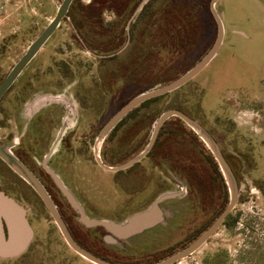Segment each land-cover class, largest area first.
Returning a JSON list of instances; mask_svg holds the SVG:
<instances>
[{
	"label": "rangeland",
	"instance_id": "obj_1",
	"mask_svg": "<svg viewBox=\"0 0 264 264\" xmlns=\"http://www.w3.org/2000/svg\"><path fill=\"white\" fill-rule=\"evenodd\" d=\"M89 1L82 0L80 4L88 5ZM166 1L163 0L162 6L167 9L157 13V18L154 13H147L148 17L144 16L139 24L137 18L144 12H138L131 26L123 29L118 48L110 53L93 51L95 47L106 48L105 42L93 47L79 43L76 38L83 36L74 31L73 18L63 19L57 34L25 73H67L66 96L74 106L78 107L76 91L91 92V103L83 102L82 117L95 116L90 107L99 109V115L105 110L111 116L143 90L166 85L184 75L211 50L217 39L218 22L210 0H183L185 10L172 9ZM197 9L201 13H195ZM214 9L222 18L224 40L213 61L188 84L141 110L133 117L137 121L115 135V141L121 147L126 145L122 151L132 149L123 158L128 160L149 143L156 122L168 110L183 108L205 128L207 118L212 123L221 119L225 125L217 133L222 138L226 135L227 152L242 155L238 174L239 223L232 229L223 227L209 243L177 264H264V94L258 93L264 90V0H218ZM57 10L53 0H0V78L11 71L31 42L55 18ZM174 13L177 22H192L191 33L199 38L194 47L185 46L178 54L169 45L176 22ZM103 18L104 27L98 29L104 34L115 16L106 12ZM31 21L35 22L33 26ZM89 28L95 27L90 23ZM100 37L106 40L107 36ZM163 38L168 39L167 46L161 43ZM244 89L247 91L243 92ZM210 106L212 109L208 110ZM173 128L177 132L182 130L179 126ZM115 150V158L121 157L120 148L116 146ZM173 159L188 161L191 172L196 170L204 176L206 158L179 135H165L154 154L131 171L116 174L86 166L87 175L98 174V190L93 191V196L99 209H93L90 217L119 222L133 212L148 209L163 194L186 193L187 187L191 190V178L187 177L190 182L187 181L184 173L170 167ZM139 166L147 169V191L144 189L147 195L144 192L133 198L129 191L145 187L144 180L139 181L134 175ZM152 178L161 179L159 188L151 185ZM188 197L183 200L184 207L179 199L164 203L165 222L144 233L135 248L128 251L120 244L109 249L121 255L127 251L132 256L123 258L137 264H155L170 253L183 250L206 228L209 219L206 204L193 207ZM32 227L35 237L27 252L18 259H0V264H93L66 246L45 212L34 216ZM98 232L100 249L96 252L107 255L101 249L105 246L103 228L99 227Z\"/></svg>",
	"mask_w": 264,
	"mask_h": 264
},
{
	"label": "flooded vegetation",
	"instance_id": "obj_2",
	"mask_svg": "<svg viewBox=\"0 0 264 264\" xmlns=\"http://www.w3.org/2000/svg\"><path fill=\"white\" fill-rule=\"evenodd\" d=\"M74 1L75 0H73V2ZM76 1L77 3L82 2V0ZM143 2L144 0H90L88 5H93L92 8L96 9L99 12H102L103 14H105L106 12L113 13L115 19L111 21V23L107 24L106 32L104 34L103 32H100L99 29H97V33L94 37L82 38L78 36L76 40L79 41V43H82L84 46L90 45L92 47L101 46L105 42L106 46L110 47L111 49L113 46H116L118 42H120L123 38V27L121 24H124L125 15L134 13L132 19L130 21L128 20L129 22H127L126 24V26L128 25L129 27L131 26L133 18L135 17V14L138 13V9ZM211 2L212 0H210V4ZM166 3H170L171 6L175 9L183 8V10H185L187 7L183 0H167ZM204 3V6L206 7V2L204 1ZM72 4L67 15L63 19L70 20L71 17L73 18V11L76 12L78 10L82 12L84 11L83 9L86 8L83 6H74L72 8ZM162 4L163 0H149L142 6L141 11L139 12L141 13L147 10V12L149 13H154L155 18H157V13H163V11H165L164 9H167V7H165V5L162 6ZM199 10L200 9H197L195 13H201ZM173 16L176 22L174 21L175 23L173 24L175 27L173 28L169 45L172 47V51L178 54L183 50V46L194 47L198 43L196 40H198L199 38H194L193 34L191 33V31L193 30L192 22H177L178 20H176L175 18L176 14L174 13ZM34 23V21H31L30 25L33 26ZM140 23H142V21ZM157 24L158 23H156L155 26H157ZM77 26H80L81 28L80 24L73 23L72 25L74 31L80 32V28H78ZM126 26L124 27V29L126 28ZM46 27L47 26H45L43 30ZM59 28L40 50V52L45 49L48 43H50L53 37L57 34ZM81 29L84 30L83 28ZM121 29L122 31H120ZM42 31L39 33V35L42 33ZM39 35H37L36 38ZM80 35H82L81 32ZM101 35H106V40H103L102 37H100ZM35 39L31 42V44L35 41ZM210 40L208 41V43H210ZM167 41L168 39L163 38L161 40V43L164 44V46H167ZM98 49L102 53H104L102 51L104 48L100 49V47L93 48V51L98 52ZM40 52L0 100V144L9 147L14 156L43 186L74 240L85 249L90 248V250H92V252H90L93 253V251L96 252L98 249H100V247L98 248L99 227L88 228L80 221V212L72 206L70 200L65 195L62 188H64L74 197L75 201L78 203L86 217L92 219L90 217V213L93 212V209H97V211L99 209V204L95 202V196H93V191L95 192L96 190H98V174L96 173L93 175H87L86 166L90 165L92 168L97 167L116 174L123 171H131V169L135 168L136 165L140 164L145 159L150 157V154L153 151L155 145H157V141L151 152L143 160L134 164L133 166L121 171H110L105 169L100 164L98 156L107 166H120L137 156L147 146L146 145L141 149L140 152L130 157L128 160H124L123 158L130 154L132 152V149L130 150V148L128 149L127 147L125 149L126 151H122L123 147H125L126 145H123V147H121L119 143L115 141V135H120L121 132H124L126 130L125 128H127V125L137 120L134 118H124L108 134V136L99 146L98 137L102 128L108 123V121L117 111L109 116V113L104 110V113L99 115V109L90 107V111L94 112L95 116L82 117L81 115L83 109H85V105L83 104V102L85 101L88 104L91 103V96L89 95L91 92H82L81 90L79 92L76 91V100H78V107L74 106V103L70 100H67L66 96L67 73H25L33 64L34 60L37 59V57L40 55ZM95 56L99 57L98 54H96ZM106 58L107 57H105V59ZM7 75L8 73H5L4 76L0 78V84L3 82ZM98 89L99 87L94 88L93 91H97ZM242 91L245 92L247 90L244 89ZM258 93L264 94V90L259 91ZM229 104L231 105V103ZM211 109L212 106H210L208 110ZM174 121L178 123V129H186L183 125L179 124L180 122L178 120ZM224 125V122L221 124V119L218 120V123H216V121L212 123V120H209V118L206 119V130L217 142L222 154L232 168L236 180L239 184L240 181L238 174L240 173L239 168L241 169L239 165L242 155L240 152H227V146H229V144H227L226 135H224V138H222L217 133V131L221 129L222 126L224 127ZM234 127L235 125H232V128ZM181 137L191 138L190 144L195 146L196 150L200 154H202L203 159L205 157L203 153H206L205 173L203 176L204 181L203 183H200L193 176V172L189 170L187 165L189 164L188 161L185 162L180 159H173V161H171L170 167L177 173H184L185 175H183L186 176V178L190 177L191 182L188 178L187 181L190 182L189 184L192 187L191 190H188L187 187L185 190L186 193H180L179 197L176 199L182 200L181 207H184L185 204L183 200H187L186 198L190 194V198L188 197V203L193 204V207H200L202 204H206V216L209 217L206 223L207 230L228 206L230 200L229 188L223 175L222 169L210 147L205 144V142L199 137L198 140L194 141L195 138L191 134L187 133L186 135ZM202 143L203 146L206 147L205 149H203ZM159 145L160 143L158 144V146ZM116 146L120 148L122 155L118 158H115V156L113 155L116 151ZM233 157L234 159H232ZM167 158L172 160V157L170 155H167ZM116 159L121 160V162H117ZM143 167L144 166H139L137 168L138 170H136L137 172L134 175L138 176L139 181L141 179L144 180L145 187H141L134 191H129L130 197L134 198L136 197V195L139 196L140 194H143L145 190L147 191V169ZM197 173L200 175L199 172ZM154 179L155 178H152L151 185L155 186L157 189L160 186L161 179ZM0 190L6 196L14 200L18 205L22 206L26 210V217L28 218L31 225L32 219H34L35 215L37 216L39 214H42V212L48 214L51 222L55 224L56 229L59 231L61 237L64 240V237L58 225L56 224L54 218L51 216L41 195L22 175L15 171L1 157ZM227 190L229 195L228 203L226 197ZM145 194L147 195L146 192ZM151 205L152 204H149V207ZM239 205L240 198L236 207L227 218L229 219L230 217V221L228 222L231 223H228L227 225L226 219L219 230H221L225 226L229 227L230 229L236 227V225L239 223V216L237 214ZM146 209H141L133 212L119 222H125L130 216L140 213ZM106 233L108 232L103 228L102 239L103 242H105V246L101 247L103 253L107 254V256H109L110 258L112 257V259L121 260L124 264L127 262H129L130 264H137L135 262H131L126 258H123V256L125 255L132 256L131 254H127V251H125V255H121L120 253L115 252L114 249L110 250L109 248H114L119 246L120 244H123L126 250H128L129 248L133 249L135 248L136 243L140 241V237L144 235V233L133 236L127 240H118V244L107 243L104 240ZM210 240L207 243H209ZM66 246L71 249L67 243ZM22 255L16 258L8 259H18L22 257ZM0 259L4 258L0 257Z\"/></svg>",
	"mask_w": 264,
	"mask_h": 264
},
{
	"label": "water",
	"instance_id": "obj_3",
	"mask_svg": "<svg viewBox=\"0 0 264 264\" xmlns=\"http://www.w3.org/2000/svg\"><path fill=\"white\" fill-rule=\"evenodd\" d=\"M53 1L58 6L55 18L47 25L42 33L29 46L26 53L19 59V61L14 65L6 78L0 84V100L9 90V88L15 83L18 77L24 72V70L28 67L32 60L37 56V54L53 36L56 30L60 27L63 18L67 15L69 8L73 2V0ZM148 1L149 0H144L142 5L138 9V12L141 11L142 6ZM217 1L218 0H212L211 2L213 13L215 14L218 22V35L216 42L211 50L196 65H194L181 77L166 85L152 88L146 92L138 94L128 103H126L111 117L108 123L102 128L98 137L99 146L108 136V134L135 109H137L147 101L168 95L182 88L195 77H197L213 61V59L218 54V51L220 50L224 40V27L222 18L216 13L214 9ZM174 117L183 120L198 135V137L210 147L226 179L230 192V200L228 206L219 215L216 221L195 241H193L183 250L155 264H177L182 260L191 257L198 250H200L222 227L228 216L236 207L241 194V189L236 180L234 172L211 134L198 120L194 119L187 113L177 109L168 110L159 117L158 121L155 124L153 134L149 143L137 156H135L125 164L115 167L105 165L102 162L101 158L98 156L100 164L107 170L121 171L140 162L153 149L160 135L161 129L165 125V123L169 119ZM0 157L3 158L15 171L22 175L41 195L51 216L54 218L56 224L58 225L64 237V240L76 254L80 255L93 264H115L91 253L74 240V238L66 228V225L64 224L48 193L38 182V180L27 170V168L14 156L9 147L0 144ZM62 190L70 200L72 206L80 212V221L86 227H103L110 234L105 236L104 238V240L109 244H118V240H127L133 236L142 234L163 224L165 222V215L161 205L166 201L179 197V194H163L148 209L130 216L125 222H114L108 220L87 218L78 203L75 201L74 197L64 188H62ZM33 238L34 229L30 224L28 218L26 217V210L22 206L18 205L14 200L6 196L0 190V257L4 259L19 257L27 251L33 241Z\"/></svg>",
	"mask_w": 264,
	"mask_h": 264
},
{
	"label": "trees",
	"instance_id": "obj_4",
	"mask_svg": "<svg viewBox=\"0 0 264 264\" xmlns=\"http://www.w3.org/2000/svg\"><path fill=\"white\" fill-rule=\"evenodd\" d=\"M74 6H83V7H86V8H84L83 10L84 11H76V12H74L73 11V13H72V15H73V22L75 23V24H80L81 25V28H83L84 30H82L81 28H80V26H77L78 28H80V32L82 33V36L83 37H85V38H92V37H94L95 36V34L97 33V29H98V27H100V28H103L104 27V19H103V13L102 12H99V11H97L96 9H94V8H92L93 7V5H81L79 2L77 3V1L75 0L74 2H73V4H72V8L74 7ZM97 7V6H96ZM172 9H173V7H172ZM82 10V9H81ZM147 13H149V12H147V10L146 11H144V13L141 15V16H138V18H137V21H138V23H140L142 20H143V18H144V16H146V17H148V15L150 14H147ZM131 15H132V13H130V14H127V15H125V18H124V24H121L122 25V29H124V27L126 26V24H127V22H128V20L130 19V17H131ZM121 16H123V15H121ZM154 18H155V16H154ZM162 18V17H161ZM90 23H92V25L95 27V28H93V30H91V28H89V25H90ZM97 26V27H96ZM171 47V46H170ZM185 46H183V48H184ZM118 48V46L116 45V46H113L111 49H110V47H108V46H106V48H104L102 51L104 52V53H110V52H114L115 51V49H117ZM100 49H101V47H100ZM150 89H152V88H147L146 90H143L142 92H140L139 94H141V93H143V92H146V91H148V90H150ZM169 95V94H168ZM168 95H165V96H162V97H159V98H155V99H152V100H150V101H147V102H145L143 105H141L140 107H138L137 109H135L132 113H130L128 116H127V118H133L135 115H137L141 110H144V109H148V108H150L152 105H154V104H156V103H158V102H160V101H162V100H164ZM135 96H137V95H135ZM134 96V97H135ZM134 97H132V98H134ZM131 98V99H132ZM130 99V100H131ZM129 100V101H130ZM128 101V102H129ZM127 102V103H128ZM125 105V104H124ZM123 105V106H124ZM122 106V107H123ZM121 107V108H122ZM120 108V109H121ZM179 110H181V111H183V112H185V113H188L186 110H184L183 108H179ZM174 120H178L180 123L179 124H181V125H183L186 129H182L181 130V132H177V131H175L174 130V128H173V126H178V124H173V123H171V121L173 122ZM191 134V135H193V137L195 138L194 139V141L195 140H198L199 138H198V136H197V134L183 121V120H181L180 118H177V117H174V118H171V119H169L166 123H165V125H164V127L162 128V130H161V132H160V135H159V138H158V140H157V145H155V147H154V149H153V151L151 152V154H154V152L156 151V149H157V147H158V144L160 143V141H161V138H163L165 135H179V136H184V135H186V134ZM191 138H187V140H189L190 141V143H191V140H190ZM193 141V142H194ZM202 146H203V143H202ZM206 147L205 146H203V149H205ZM150 154V155H151ZM205 156H206V153H205ZM204 158H206V157H204ZM195 172H193V176L196 178V180L198 181V182H200V183H203V176L200 174H198L197 173V171L196 170H194ZM229 195H228V190H227V203H228V200H229V197H228ZM203 202V201H202ZM228 221H230V217H229V219H227V225H228ZM231 223V222H230ZM229 223V224H230ZM206 231V228L204 229V230H202L201 231V233L198 235V236H195L188 244H186L184 247H182V249L183 248H185V247H187L189 244H191L193 241H195L201 234H203L204 232ZM86 247V246H85ZM89 251H91L92 252V250H90V248H87ZM178 251V250H177ZM176 252H172V253H170L168 256H166V257H164L163 259H165V258H167V257H170V256H172V255H174ZM93 254H95V255H97V256H99V257H101V258H103V259H105V260H108V261H110V262H113V263H115V264H124L121 260H115V259H112V257L110 258L109 256H107V255H103V254H100V253H98V252H94L93 251ZM160 261V260H159ZM156 262H158V261H156ZM155 263V262H154ZM125 264H130L129 262H127V263H125ZM151 264H153V263H151Z\"/></svg>",
	"mask_w": 264,
	"mask_h": 264
}]
</instances>
